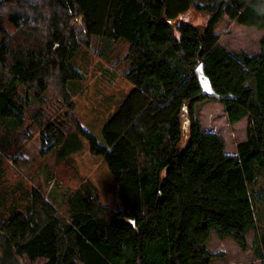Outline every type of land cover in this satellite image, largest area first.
<instances>
[{
	"label": "trees",
	"instance_id": "16d2710c",
	"mask_svg": "<svg viewBox=\"0 0 264 264\" xmlns=\"http://www.w3.org/2000/svg\"><path fill=\"white\" fill-rule=\"evenodd\" d=\"M7 4L15 29L0 13V264H210L223 257L206 248L211 233L245 251L251 231L264 264V35L248 55L225 50L214 32L224 15L264 30V0H0ZM191 7L206 23H173ZM94 36L130 44L123 77L134 87L103 145L82 128L68 89L83 78L71 60L82 49L98 54ZM207 101L230 125L245 119L235 155L202 131L196 106ZM76 134L102 157L113 206L76 191L61 198L65 216L22 172Z\"/></svg>",
	"mask_w": 264,
	"mask_h": 264
},
{
	"label": "rangeland",
	"instance_id": "374dc122",
	"mask_svg": "<svg viewBox=\"0 0 264 264\" xmlns=\"http://www.w3.org/2000/svg\"><path fill=\"white\" fill-rule=\"evenodd\" d=\"M13 8V4L0 7L3 23L11 33L15 28L8 17ZM206 20L207 17L202 11L191 7L173 23L201 25L206 23ZM214 32L219 35V44L225 50L244 52L248 55L259 51L260 40L264 35V30L229 22L225 15L215 25ZM129 47L130 44L122 38L113 40L94 36L92 50L98 54L82 49L71 60V64L83 75L81 80L72 81L68 85L76 104L75 116L82 128L92 134L101 145L104 144L102 135L104 127L109 124L134 89L123 77L126 70L123 58ZM196 111L202 131L218 134L224 140L225 154L235 153L236 144L245 139V119L230 125L223 107L211 101L197 104ZM184 136H187L186 128ZM68 141L46 162L33 159L32 164L22 172L25 181L44 191L59 212L65 216L67 213L61 205V198L76 191L83 197L96 193L102 204L113 206L111 176L102 157L93 156L90 153L89 142L79 134L69 137ZM38 148L39 144L35 139L28 146V151L32 152ZM65 150L67 152L62 154ZM70 150L74 151L69 153ZM261 220H263L261 224L264 225V218L261 217ZM254 234L255 231H251L247 235V249L241 251L231 240L218 239L211 233L205 246L210 252L221 253L223 257L211 261L210 264H262L251 249Z\"/></svg>",
	"mask_w": 264,
	"mask_h": 264
},
{
	"label": "water",
	"instance_id": "95a60500",
	"mask_svg": "<svg viewBox=\"0 0 264 264\" xmlns=\"http://www.w3.org/2000/svg\"><path fill=\"white\" fill-rule=\"evenodd\" d=\"M196 74H197L200 86H201V88L203 90V94L204 95L210 94L211 93V85H210V82H209L208 78L203 73L202 64H200L196 68Z\"/></svg>",
	"mask_w": 264,
	"mask_h": 264
},
{
	"label": "crops",
	"instance_id": "0c3cea01",
	"mask_svg": "<svg viewBox=\"0 0 264 264\" xmlns=\"http://www.w3.org/2000/svg\"><path fill=\"white\" fill-rule=\"evenodd\" d=\"M244 140H245V139H244ZM244 140H242V141H244ZM242 141H241V142H242ZM236 145H237V144H236ZM235 153H236V152H235ZM235 153H233V152H232V153H231V154H229V155H235ZM258 230H259V229H258Z\"/></svg>",
	"mask_w": 264,
	"mask_h": 264
}]
</instances>
